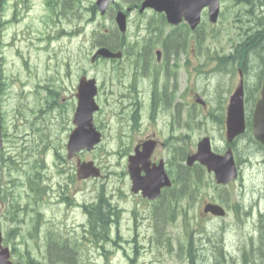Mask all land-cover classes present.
Instances as JSON below:
<instances>
[{
    "label": "flooded vegetation",
    "instance_id": "flooded-vegetation-1",
    "mask_svg": "<svg viewBox=\"0 0 264 264\" xmlns=\"http://www.w3.org/2000/svg\"><path fill=\"white\" fill-rule=\"evenodd\" d=\"M62 1L61 6L56 2L53 8H46V14L41 19L50 20L59 30L49 36L46 31L41 37L54 41L63 35L75 37L78 33L77 22L83 13H90V19L97 17L98 9L95 7H86L88 11H81L72 4H62ZM225 1V10L220 11L216 23L211 24L209 11L205 8L200 24L193 29L184 16L180 23L174 24L168 19L165 10L147 7L141 10L144 0H114L107 8L111 24L104 26L103 33L113 43L108 47L121 55L96 58L92 64L97 71L92 75L82 71L81 67L78 73L69 71L63 74L62 77L69 80L70 85L63 83L57 88L50 86L53 84L45 85L49 92L44 109L56 108L68 112L71 122L82 78H94L97 85L96 101L100 106L94 120L103 139L108 138L110 142L123 145L131 144L132 152L142 148L144 143H152L154 148L149 161L140 165L141 174L145 175L147 169L152 170L163 164L172 180L170 186L161 189L156 199L148 200L142 192H131L127 166L124 171L127 180L124 197L134 208L127 211L120 206L115 200L118 195L113 191V199L109 201L111 221H115V209L135 216V207H142L145 213L143 217L147 216L150 223H155L153 212L156 205L161 198L178 190L177 177L185 169L190 175L194 174L195 169H200L211 184L219 189H227L235 184L220 186L215 181L214 173L208 172L205 166L199 162L191 166L187 164L188 156L204 138L210 139L216 152L224 153L227 150L230 100L240 85L245 89L246 123L251 124L252 129L254 111L261 96L264 54L256 60L249 49L254 42L264 41V0ZM118 11L126 12V32H122L116 23ZM3 13L0 11V30L13 22L16 25L13 38L23 35L26 40L34 41L33 33L28 34L31 28L26 23L31 11H12L10 21L3 20ZM22 23L25 29L19 27ZM65 25L73 29L68 30ZM212 29L220 32L224 38L217 34L212 40ZM100 46L101 43L96 40L92 54ZM244 51L247 55L241 54ZM56 76L60 75L56 73ZM68 90L70 100L65 94ZM245 140H248L247 135L239 134L231 141L240 176L243 163H251L250 158L242 155ZM216 144H221L220 148ZM257 164L264 170V152ZM144 199L149 203H145ZM190 200L188 198L187 204ZM173 206L176 210L178 204ZM79 208L82 209V206ZM7 211L2 201L0 217ZM30 211L31 221L34 220L33 214L45 215L38 206L30 205Z\"/></svg>",
    "mask_w": 264,
    "mask_h": 264
},
{
    "label": "rangeland",
    "instance_id": "rangeland-1",
    "mask_svg": "<svg viewBox=\"0 0 264 264\" xmlns=\"http://www.w3.org/2000/svg\"><path fill=\"white\" fill-rule=\"evenodd\" d=\"M92 1L94 0H83V9L90 6ZM43 2L44 0H9L4 5L5 11H8L7 15H10V11H15V8L17 11H31L26 23L31 28L28 34L33 33L34 41L26 40L23 35H20L17 41L12 39L16 30V25L12 23L1 31L3 45L0 46V73L6 77L5 82L0 80L1 111L4 119V141H6L2 153L6 157L14 158L20 169L10 168L9 162H13L11 160H0V180L5 184H11L10 179L13 174L16 175L17 183L21 185L20 179H25L24 171L30 163L29 153H31V158L36 156L43 160L45 166L43 173L47 177L45 184L59 191L65 188V184L68 185L70 189L66 196H70L71 201L74 199L83 203L93 202L97 199L100 188H106L108 193L111 191L121 193V189L117 187L121 186L124 188L122 192L126 193L127 180L123 178L122 173L127 168V155L133 145L110 142L106 138L94 151H84L78 155L81 160L94 161L102 169L103 176L87 181L72 180V174L76 171L77 158L68 159L66 150L71 114L61 113L59 110L41 111V105L45 103L49 92L45 88L46 84H54L58 81L55 83L56 86L63 83L70 85L69 80L62 76L69 71L73 74L78 73L79 67L90 75L97 71L91 62L92 47L98 39L97 32L93 31L101 24L110 25L111 17H100L98 13L96 19L87 24L86 21L91 18V14L83 13L82 18L77 22L78 33L75 37L61 36L53 42L55 50L44 49L39 37L45 35L53 23L48 19L41 20L47 11ZM26 4H30L29 9L26 8ZM226 4L225 1L223 10ZM19 27L25 29V24L22 23ZM65 27L68 30L73 29L72 26L65 25ZM56 73L61 77L56 76ZM252 81L256 82V80ZM37 90L39 92H36ZM65 94L70 100V90ZM61 98H59L60 101H62ZM216 146L219 148L221 144ZM255 151H257L256 155ZM262 152L264 151L252 141L245 140L242 145V155L250 158L251 163H243L240 180L228 189L211 186L201 190L199 197L202 195L205 198L196 201L190 210L191 226L196 231L192 242L186 240L183 218L177 216L171 224L167 222L163 233L159 234L155 224L150 227L149 218L143 217L144 209L135 207L137 212L135 216L125 212L119 218L120 224L113 226L110 232L113 241L103 242L104 246H95L91 242L84 243L77 264H185L184 261L179 260L177 252H169V248L164 249V253L161 251L160 246L169 247L168 244L171 242L177 246L178 241H184L186 246L194 248L200 258L204 259L207 257L204 251L205 245L209 244L210 247L216 245L218 251L223 247L227 257L223 259L220 251L217 253L218 256L213 257V263L211 260L208 262L210 264H242L245 251L242 245L248 241L250 235L258 237L256 231L259 212L264 213V170L257 164ZM14 191V194L25 192L22 188L14 189ZM120 198V204L127 211L134 208L125 197ZM209 198H212L210 201L215 199L216 202L229 203L230 206L226 204V208L231 211L223 218L203 216V204ZM41 201L40 206L46 213L47 221L63 218V212L56 210V207L59 206L65 210L68 207V201L59 202L58 197L53 202L50 195H46ZM236 201H240L244 206V212L251 211L256 201L260 202L252 210L251 215L243 214L240 218L234 208ZM17 218L19 219L17 222L7 218H2L0 222L6 235L12 228H17L14 237L11 235L9 237L13 241L10 243L12 246H17L15 250L17 253L24 251L27 244L32 248L33 254H39L38 241L28 237L41 235L44 238L47 224L38 222L40 219L37 217L31 221L28 213L23 214L22 211ZM85 221L86 217L82 209L71 208L70 215L65 222L61 223V226L66 229L67 235L81 239L82 231L79 225L84 224ZM201 228H205V232L199 234L198 230ZM16 237L27 238L15 240ZM172 237L176 240H172ZM40 243L41 252H45L46 240L42 239ZM248 253L250 257L251 251ZM125 254L134 261L132 263L128 261ZM13 257L12 259L16 261V257ZM217 259L218 262H216Z\"/></svg>",
    "mask_w": 264,
    "mask_h": 264
},
{
    "label": "trees",
    "instance_id": "trees-1",
    "mask_svg": "<svg viewBox=\"0 0 264 264\" xmlns=\"http://www.w3.org/2000/svg\"><path fill=\"white\" fill-rule=\"evenodd\" d=\"M58 2L57 0H49L48 5L50 8L54 5V3ZM71 4L72 0H63L64 3ZM96 8V6H95ZM94 9V8H93ZM99 43L106 46H111L113 43L109 40V38L105 34L99 35ZM249 49L251 56L253 58L260 59L264 54V41L259 40L254 42ZM238 53H240L238 51ZM246 54V51L241 54ZM247 55V54H246ZM6 77L0 73V80L5 82ZM251 129V127H250ZM31 153H29L30 163L28 165L29 170L25 172L24 180L21 183L29 186L30 190L33 191L34 201L42 200L43 197L46 196L48 190L45 184L47 177L44 172L43 160L37 158H31ZM4 161H10L11 158H4ZM14 159V158H13ZM10 168L19 169L17 161L9 162ZM72 180L76 179L75 174H72ZM178 190L173 191L171 194L164 196L156 205L153 216L155 221V228L157 233L162 234L165 224L172 223L177 216L183 218L184 227L186 232V240L192 242V237L196 232L194 228L191 226L192 216L190 215V210L193 208L194 203L198 201L199 197L195 194L200 191V187L204 185L206 182L203 179V175L200 170H195L193 175H190L185 170L180 171L177 177ZM193 185L194 193L193 197L191 196L190 187ZM68 190V189H67ZM108 190L106 188H100L98 191L97 199L94 202L88 204L85 208L88 213V220L85 221L84 224L79 225L82 231V238L76 239L70 235L65 233L66 229H63L61 223L56 224L54 228H49V231L45 232V237L43 238L41 235L36 236L32 239L38 241L37 248L39 249V254L34 253L30 246L25 244V250L20 251V253L14 252V256L17 261L25 262L26 264H77V259L80 257L82 246L85 245L86 242H91L95 246H104L103 242L110 240V232L112 231V226L114 223H117V210L115 209V221L110 220V197L108 196ZM175 192V193H174ZM14 194L10 193L8 188H4L0 184V200H4L6 198L9 199H18L13 196ZM195 195V196H194ZM57 198V197H56ZM188 198H191L189 203L187 204ZM173 204H178L179 207L175 210ZM11 207V205H10ZM13 207H11L12 209ZM176 211V213H174ZM112 213V212H111ZM14 212H10L9 216L14 217ZM66 216H69L67 213ZM168 220V221H167ZM263 219L260 221L262 223ZM260 223V224H261ZM151 224V223H150ZM116 226V225H115ZM58 228V229H55ZM194 230H192V229ZM159 231V232H158ZM259 239L256 240L254 238H250L251 249L244 251V261L242 264H264V223L261 224L259 228ZM205 232V228H201L198 230L199 234ZM42 239L46 240V251L41 252V243ZM172 240H176L172 237ZM167 246H160L162 253H164V249L169 248V252L175 253L177 252V257L185 264H210V260L213 261L214 256H218L217 253L220 251V256L225 259L227 256L224 254L222 247L217 250L216 245L210 247L209 244L205 245V252L207 253V257L204 259L200 258L198 252L194 250L191 246H186L184 241H178V245L174 246L173 243L168 244ZM41 248V249H40ZM17 247L15 246L14 250ZM248 251H251V255L249 257ZM215 258V257H214ZM218 262V259L216 260ZM79 264V263H78Z\"/></svg>",
    "mask_w": 264,
    "mask_h": 264
},
{
    "label": "water",
    "instance_id": "water-1",
    "mask_svg": "<svg viewBox=\"0 0 264 264\" xmlns=\"http://www.w3.org/2000/svg\"><path fill=\"white\" fill-rule=\"evenodd\" d=\"M112 0H98L101 13L104 14L108 4ZM152 6L158 10H165L168 18L173 23H179L183 15L195 28L200 22L201 11L204 7H209L211 21L215 22L220 11V0H146L143 8ZM116 21L122 32L126 31V15L119 11ZM120 54L113 53L108 48H100L93 57H115ZM97 88L93 79H83L78 92V106L75 111L73 123L75 128L72 130L67 143L68 157L71 158L75 153L82 150H92L100 141L101 133L96 129L93 123V114L99 106L95 101ZM228 140L232 139L240 132L245 130L244 115V88L239 86L232 98L229 108L228 119ZM254 132L257 140L264 145V85L262 98L259 100L254 115ZM2 145L1 123H0V146ZM146 145L144 146V148ZM153 145H149L144 152H136L131 157L130 173L133 180L132 189L135 192L142 190L144 196L151 199L156 198L163 186L170 185L169 177L163 167L146 171L145 176L141 175V169L138 163L148 158ZM200 161L208 167L209 171L216 173L219 183L226 184L237 176V169L231 150L226 155L215 154L211 150L209 139H205L198 144V150L195 154L188 157V164L192 165L195 161ZM100 174V169L94 165L93 161L78 162L77 176L79 179H86L90 176L96 177ZM205 212H212L216 215H224L225 210L222 206L214 203L206 204ZM9 247L2 246V234L0 232V264H22L11 260Z\"/></svg>",
    "mask_w": 264,
    "mask_h": 264
}]
</instances>
